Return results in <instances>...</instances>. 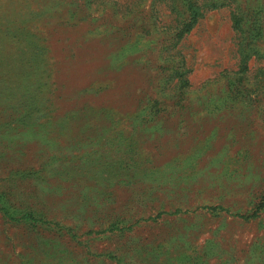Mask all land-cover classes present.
<instances>
[{
    "label": "rangeland",
    "instance_id": "374dc122",
    "mask_svg": "<svg viewBox=\"0 0 264 264\" xmlns=\"http://www.w3.org/2000/svg\"><path fill=\"white\" fill-rule=\"evenodd\" d=\"M225 1L176 40L186 0H0V188L45 220L0 211V264H264V0Z\"/></svg>",
    "mask_w": 264,
    "mask_h": 264
},
{
    "label": "trees",
    "instance_id": "16d2710c",
    "mask_svg": "<svg viewBox=\"0 0 264 264\" xmlns=\"http://www.w3.org/2000/svg\"><path fill=\"white\" fill-rule=\"evenodd\" d=\"M157 1V0H155ZM178 2V0H176ZM173 2V0H172ZM180 2V1H179ZM186 4H184L185 6V12L187 13V15L184 17L183 12L179 9L180 6L177 4V11L179 13V16L181 17L180 19L177 16V24H176V32H175V38L176 40L181 39L185 34H187L188 32H190V30L193 28V26L196 24L197 20L202 17L204 15V13L208 10L211 9H215L224 5H230L233 2L229 1L226 2L225 0H219V1H215V0H186ZM172 5V3L170 4V6ZM175 10V8H173ZM242 13L237 9V7H234L232 12H231V22H232V27L237 30L238 32L241 33V24H242ZM262 25L258 24L257 26V32L256 33H260ZM244 56L242 57V61H243V69L246 70V62L249 58L248 54H247V50L246 52H243ZM188 70L187 69H183L181 72H178V76L182 79L181 81V85H186L188 83L187 78H186V74H187ZM9 190H7L6 188L1 187L0 188V211L2 212V214L8 218H10L11 220H14L16 222H25V221H35L34 226L40 225V224H44L45 220H43L42 218H38L36 215H34L33 211H30L26 208H24L25 210H18L15 208L10 207V200L8 198L9 196ZM21 212V213H20ZM20 213V214H19ZM39 223V224H37Z\"/></svg>",
    "mask_w": 264,
    "mask_h": 264
}]
</instances>
